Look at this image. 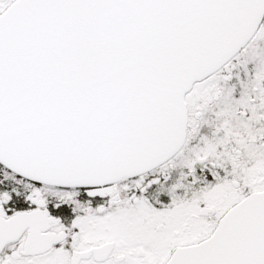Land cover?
<instances>
[{
    "label": "snow or ice",
    "instance_id": "obj_1",
    "mask_svg": "<svg viewBox=\"0 0 264 264\" xmlns=\"http://www.w3.org/2000/svg\"><path fill=\"white\" fill-rule=\"evenodd\" d=\"M0 264H264V0H0Z\"/></svg>",
    "mask_w": 264,
    "mask_h": 264
}]
</instances>
